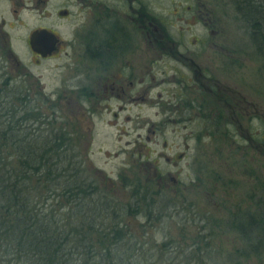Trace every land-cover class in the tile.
Segmentation results:
<instances>
[{
	"label": "rangeland",
	"instance_id": "1",
	"mask_svg": "<svg viewBox=\"0 0 264 264\" xmlns=\"http://www.w3.org/2000/svg\"><path fill=\"white\" fill-rule=\"evenodd\" d=\"M201 1L210 13L220 18V22L217 20L214 27V30L219 31L215 41L224 47L225 54L235 50L240 56L238 65L226 59V63L221 66L220 78L225 82V90L220 89L221 84L217 88L207 83L213 97L210 105L214 106L211 113L213 117L210 118L212 123L214 121L218 124L217 126L213 123L214 128L208 124L200 125L194 120L164 123L161 116L156 114L157 110L151 107L132 108L127 111L136 118L128 125L121 122L120 125H112L113 117L108 112L99 113L92 118L89 115L84 117L82 103L77 94L65 95L60 91L62 87L66 90L68 87L63 82L65 77L60 72L59 61L53 59L38 66L34 65L31 61L35 58L25 50L24 41H21L26 30H22L21 38L14 41L18 44L16 57L21 63L19 68H14L20 69L19 72L23 74L30 72L38 78L40 85L34 78L32 83L30 82L34 88L42 87L45 93L60 91L62 98L52 101L57 107L51 112L47 105L43 110L68 123L69 130L85 158V166L91 176L95 177L99 184H103L107 194L108 186L113 191L110 195L119 203L126 200L123 187L117 184L119 173L124 172L129 177L137 175L144 181H147V178L153 179L155 187L160 185L158 181L163 182L161 186H167L164 196H179L158 199L157 204L161 209L155 212H160L164 217L147 222L145 228L140 224L145 218L140 217V221H137L134 216L123 217V224H126L128 230L145 234L144 239L135 235V239L146 242L147 246L142 247L144 251L151 245L166 241L174 242V245L178 246L176 252L171 250L170 254H164L160 258V249L152 251L157 257L151 261H157L158 264L225 262L228 251H232L236 246H244L241 234L227 223L236 212L253 210L255 199L264 196L262 65L257 55L251 52L253 45L248 29L238 20L229 0ZM211 17L215 19L214 16ZM201 91L202 88L198 90L199 93ZM167 93L162 92V95ZM155 95L156 92L153 96ZM201 101L202 99L198 98L199 104ZM217 113L219 118L216 120ZM199 127H207L209 132L201 135V138L205 135L203 142L195 149V135H188L199 131ZM151 132L157 137L152 136L150 140H146L145 137L150 136ZM183 153L185 157L177 159L176 165H169L165 160ZM95 169L98 172H95ZM103 176L106 177L101 183ZM109 177L111 180L107 181L106 178ZM156 180L158 181L155 182ZM171 202L173 206L170 205ZM177 209L193 210L192 216L180 218L172 213ZM196 236L200 237L199 246L209 249L210 257L202 260V263L199 259L191 257L196 256V249H192L189 239ZM183 238H187L186 241H183ZM125 246L127 245H123V249ZM150 258L152 257L149 253L148 262ZM243 261L244 264H264V254L257 258V253H249Z\"/></svg>",
	"mask_w": 264,
	"mask_h": 264
},
{
	"label": "flooded vegetation",
	"instance_id": "2",
	"mask_svg": "<svg viewBox=\"0 0 264 264\" xmlns=\"http://www.w3.org/2000/svg\"><path fill=\"white\" fill-rule=\"evenodd\" d=\"M201 3V0H0V77L9 79L18 88L27 85L30 95L23 92L27 100L52 101L62 98L61 93H76L84 117L108 112L115 126L136 120L127 112L130 109L151 107L164 123L194 120L213 127L217 122L212 123L210 118L214 106L210 105L213 97L207 83L217 88L221 84L220 89L225 90L221 66L226 59L238 65L240 56L235 50L225 54L224 47L215 41L219 31L214 27L220 18ZM22 30H26L21 40L25 50L35 58L31 62L38 66L44 61H59L67 90L62 87L61 93L56 90L45 93L42 87L30 84L34 78L40 85L32 73L23 74L14 68L21 65L16 57L18 44L14 41L21 38ZM251 52L255 54L254 46ZM201 88L203 91L199 93ZM162 92L170 93L164 96ZM198 98L202 99L200 104ZM198 129L196 133H188L189 137L195 135V149L203 142L205 135L203 138L201 135L209 132L207 127ZM152 136L157 137L151 132L145 139ZM184 157L183 153L165 160L176 165L177 159ZM118 176L117 184L125 193L124 202L153 199L158 202L179 197L164 196L167 186H161L163 182L158 180L155 182L160 185L155 187L153 179L144 181L124 172ZM110 190L107 186L109 195L113 194ZM192 211L177 209L172 213L185 219L192 216ZM132 216L137 221L145 218L140 223L142 228L147 222L164 217L160 212Z\"/></svg>",
	"mask_w": 264,
	"mask_h": 264
},
{
	"label": "trees",
	"instance_id": "3",
	"mask_svg": "<svg viewBox=\"0 0 264 264\" xmlns=\"http://www.w3.org/2000/svg\"><path fill=\"white\" fill-rule=\"evenodd\" d=\"M229 3L248 29L264 73V0ZM29 90L0 77V264H158L152 251L160 249L158 258L176 252L168 241L142 249L146 242L135 235L145 234L128 230L123 217L161 206L156 199L119 203L107 194L85 166L68 123L43 110L48 105L52 112L57 104L27 100L23 92ZM254 205L227 223L244 246L219 264H244L249 253L264 254V196ZM199 239H189L196 249L191 257L202 263L210 256Z\"/></svg>",
	"mask_w": 264,
	"mask_h": 264
},
{
	"label": "water",
	"instance_id": "4",
	"mask_svg": "<svg viewBox=\"0 0 264 264\" xmlns=\"http://www.w3.org/2000/svg\"><path fill=\"white\" fill-rule=\"evenodd\" d=\"M35 36H38V35L36 34V35H34V37H35Z\"/></svg>",
	"mask_w": 264,
	"mask_h": 264
}]
</instances>
